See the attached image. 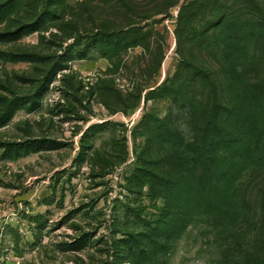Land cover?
<instances>
[{
	"label": "rangeland",
	"instance_id": "rangeland-1",
	"mask_svg": "<svg viewBox=\"0 0 264 264\" xmlns=\"http://www.w3.org/2000/svg\"><path fill=\"white\" fill-rule=\"evenodd\" d=\"M31 1L0 11V264H130L124 256L113 261L114 242L138 230V213L148 219L163 208L146 181L186 166L194 126L209 114L210 79L227 104L224 62L205 44L219 33L220 14L197 11L199 18L178 26L181 6L194 1L180 0L139 24L149 33L145 48L109 60L96 46L84 48L86 32L120 22L111 0ZM241 1L217 0V11L227 9L231 22L260 21ZM256 1L263 18L264 0ZM45 3L56 18L12 40ZM190 29H204L203 37L192 39ZM17 53L33 57L10 62ZM260 73L264 81V66ZM261 191L264 174L246 187L258 207ZM217 259L208 230L189 226L166 264Z\"/></svg>",
	"mask_w": 264,
	"mask_h": 264
},
{
	"label": "trees",
	"instance_id": "trees-1",
	"mask_svg": "<svg viewBox=\"0 0 264 264\" xmlns=\"http://www.w3.org/2000/svg\"><path fill=\"white\" fill-rule=\"evenodd\" d=\"M179 1L111 0L120 22L114 28L102 26L86 32L84 49L96 46L97 54L110 60L123 50L145 48L149 33L139 24L149 17L166 14L165 10L176 7ZM35 2L32 0L31 4ZM241 2L248 13L249 7L257 11L260 21L231 22L225 19L227 9L218 13L217 0L190 1L179 10L178 26L188 25L190 17L199 18L200 11L210 19L220 14L219 33L212 40L206 39L205 44L209 52L218 49L224 62L229 77L227 104L221 101L210 79L208 87H204L210 88L212 103L209 114L200 117L202 126H194V152L172 178L151 173L146 184L155 188L156 197L163 199L164 206L156 217L140 219L141 215H136L134 223L138 230L127 233L117 245L114 242L113 261L124 256L130 264H166L187 228L204 226L219 254L217 264H264V206L258 207V202L246 194L252 179L264 174V81L260 80L264 66V16L256 0ZM20 5L22 0H8L0 11L9 12ZM46 9L47 4L24 29L14 33L12 40H18L23 32H37L56 18L54 12ZM213 22L209 21V26ZM180 29L183 31L184 27L177 28V35ZM190 31L194 40L204 35V29ZM212 41L217 48L213 49ZM9 57L10 62H19L33 55L17 53ZM190 82L194 84V79ZM180 149L189 154L183 147ZM173 151V156L182 157L178 150ZM261 197L264 199V191Z\"/></svg>",
	"mask_w": 264,
	"mask_h": 264
}]
</instances>
